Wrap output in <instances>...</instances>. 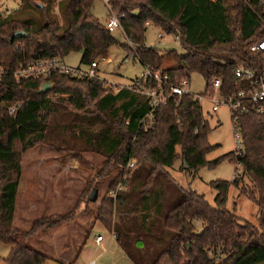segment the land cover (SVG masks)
I'll use <instances>...</instances> for the list:
<instances>
[{"label": "trees", "instance_id": "obj_1", "mask_svg": "<svg viewBox=\"0 0 264 264\" xmlns=\"http://www.w3.org/2000/svg\"><path fill=\"white\" fill-rule=\"evenodd\" d=\"M94 2L70 0L65 29L49 20L33 30L29 22L0 16V245L11 248L9 256L1 259L3 264L52 261L33 249L29 241L65 218L53 221L52 225L48 221H36L25 232L14 226V217L22 179V156L46 141L50 118L65 105L100 123V133L92 140L108 159L106 164L110 161L113 167L125 168L133 163L135 181L142 178L141 173L145 174L144 184L138 185L145 189L141 194H148L147 187L155 176H161L162 169L172 168L180 157L188 172L234 160L233 153L214 164L206 160L215 150L208 142L211 127L193 96L174 97L158 108L154 112V125L146 129L142 122L151 107L140 90L156 88L152 79L138 80L132 90L124 88L115 94L100 79H74L59 73L46 80L15 78V73L31 61L64 60L76 52L82 53V65L89 66L117 45L106 25L90 14ZM110 4L120 18L124 35L133 45L122 47L146 69L168 76L170 83L190 80L189 75L197 73L207 83L206 94L219 80L221 95L228 97L249 85L236 78L239 65L264 75V53L249 51L264 36V0H110ZM148 23L179 36L186 54L177 56L172 51L162 56L156 48L148 47ZM20 31L29 37L15 39ZM173 54L178 60L177 67L164 70L163 57ZM45 83H51L52 89L39 94ZM18 104L21 106L12 115L10 109ZM239 127L245 146L244 156L239 159L241 175L230 183L212 184L218 192L215 207L196 191H182V202L163 221L164 227L174 235L152 264H161L164 259L171 264H264V114L251 110L239 116ZM232 186L257 207L258 226L243 223L235 214V206L233 210L227 209ZM128 196L124 192L117 200L123 201ZM117 200L110 199L99 212L98 220L109 231L113 228ZM195 221L203 222L201 233L196 232ZM152 227L156 229V223ZM123 229L115 231L120 248L134 264H145L141 257L131 253V234ZM145 233L150 236L151 230ZM134 236L139 238L135 245L144 247L142 235Z\"/></svg>", "mask_w": 264, "mask_h": 264}, {"label": "rangeland", "instance_id": "obj_2", "mask_svg": "<svg viewBox=\"0 0 264 264\" xmlns=\"http://www.w3.org/2000/svg\"><path fill=\"white\" fill-rule=\"evenodd\" d=\"M69 3L70 0H0V16L8 20L29 22L33 30L44 26L49 20L65 29V12ZM35 4L42 5L43 8L37 9ZM90 14L104 26L111 16L105 0H95ZM160 32L158 27L148 28V47L156 48L162 56L172 51H175L177 56L186 54L182 45L175 42L174 36L160 40ZM112 36L118 44L97 59V73L98 78L106 84L105 87L116 94L114 87L130 88L135 82L145 78L148 70L122 47L129 44V41L121 29L114 31ZM81 60L82 53L76 52L65 57L63 61L67 66L87 69L88 66L82 65ZM177 61L174 54L171 57H163L162 68L174 69L177 67ZM189 77L190 92L193 95H205V79L197 73ZM221 97L222 95L217 96L218 99ZM202 108L211 127L208 142L215 147V150L206 156V160L214 164L236 149L233 121L226 106H221L215 113L212 103L205 101ZM101 128L96 118L78 113L71 106L65 105L50 118L46 141L22 156V179L14 226L26 232L32 229L36 221H48V224L52 225L53 221L65 218V221L43 230L29 241L33 249L61 263H65L68 258L72 260L86 238L90 241L89 248L95 250L97 259L104 260L102 263L120 264L117 262L120 256L128 260L113 238L116 230L124 228L123 230L128 229L131 234V253L137 258L141 257L145 264H152L174 235L164 227L163 221L164 217L182 202V191H196L215 207L218 192L212 184L230 183L242 173V169L235 165V160H227L216 167L210 165L198 172H188L180 157L172 168L162 169V175L155 176L154 181L147 187L148 194H141L145 192L144 188L139 187L144 184L145 174L141 173L142 178L135 181L136 169H131L133 171L130 173L128 167H113L110 161L106 164L108 159L93 143V136L98 135ZM177 153L181 154L180 148H177ZM120 185H123V191L118 190ZM124 192L129 196L123 201H118V196ZM239 194L237 188H230L227 209L233 210L235 206V214L243 223L258 226L257 207L252 200ZM110 199L117 200L114 203L112 231L107 230L98 220L101 207L106 206ZM154 223L156 229L152 227ZM194 226L197 233H201L204 228L201 221H195ZM149 229L150 236L145 233ZM137 232L143 237L145 246L142 248L135 245L139 239L134 236L138 235ZM98 237H102L104 241L95 249L93 244L95 245ZM10 251L9 246L0 245V264H3L1 259H6ZM161 264L171 263L164 259Z\"/></svg>", "mask_w": 264, "mask_h": 264}, {"label": "built area", "instance_id": "obj_3", "mask_svg": "<svg viewBox=\"0 0 264 264\" xmlns=\"http://www.w3.org/2000/svg\"><path fill=\"white\" fill-rule=\"evenodd\" d=\"M109 9L110 18L106 22V28L110 33L121 29L120 18L113 12V8L110 4V0H105ZM263 3V2H262ZM263 21V20H262ZM264 23V21H263ZM147 27H152L150 23ZM175 37V42L180 43V38L177 35H170L163 30H161L158 38L164 40L167 37ZM129 45L133 47L132 43L129 41ZM249 51L251 53H264V36L260 38L255 44H253ZM98 64L97 60L88 66L87 69L84 68H74L67 66L64 61L60 58L54 59H42L34 60L26 64L24 67L20 68L15 73V78L19 81L22 79H48L53 76L54 73H59L74 79H99L98 78ZM148 73L143 78L144 81L150 79L155 81L157 85L156 88H142L140 93L148 99L149 105L151 107L150 113L143 119L142 124L146 129H151L154 125V112L167 105L170 100L174 97L182 98L184 96L190 95L202 106V104L207 101L212 103L213 112H218L221 106H226L229 108L231 113L235 144L236 149L233 152L235 165L238 169H242V165L239 161L240 158L244 156V141L243 135L239 127V116L247 115L253 110L258 115L264 114V75L251 70L244 65H239L236 70V78L248 82L246 88H241L239 91L232 96H223L218 99L217 96L221 95V82L219 80L215 81L211 92L205 95H193L189 90V80L185 79L181 82L170 83L168 76H161L159 73H154L150 69H147ZM1 76V73H0ZM117 92L124 88H116ZM132 90L133 87L127 88ZM21 105L18 104L10 109L12 115L16 114L17 109ZM129 169L134 168V164L131 163L128 167ZM123 185L118 188L119 191H123ZM102 243V237L96 239V244L100 246ZM88 264H97L95 261H91Z\"/></svg>", "mask_w": 264, "mask_h": 264}, {"label": "crops", "instance_id": "obj_4", "mask_svg": "<svg viewBox=\"0 0 264 264\" xmlns=\"http://www.w3.org/2000/svg\"><path fill=\"white\" fill-rule=\"evenodd\" d=\"M252 0H246V2H251ZM113 234V233H112ZM113 238L115 239L116 241V234L114 235L113 234ZM97 239V238H96ZM104 240H102V243H103ZM96 242V240H95ZM102 243L100 244V246L102 245ZM93 246H95V249L96 247L98 246L96 243L95 245L93 244ZM98 246V247H100ZM119 246V244H118ZM90 247V241L86 238L84 243L82 244V246L80 247L78 253L76 256H74V258L72 260H70V258L66 259V262L65 263H61L59 260H54L52 259V261H48L47 263L45 264H88L89 262L91 261H95L97 264H99V261H104L103 259L99 260L97 259V255L95 254V250H92L89 248ZM120 248V246H119ZM121 249V248H120ZM122 250V249H121ZM38 251V250H37ZM123 251V250H122ZM124 252V251H123ZM126 255V254H125ZM99 257V256H98ZM127 257V255H126ZM128 258V257H127ZM128 260L134 264L129 258ZM128 260L126 258H122V256L118 257L117 258V262L120 263V264H129L130 262H128ZM100 263V264H101ZM104 264V263H102Z\"/></svg>", "mask_w": 264, "mask_h": 264}, {"label": "water", "instance_id": "obj_5", "mask_svg": "<svg viewBox=\"0 0 264 264\" xmlns=\"http://www.w3.org/2000/svg\"><path fill=\"white\" fill-rule=\"evenodd\" d=\"M38 7L43 8L42 5H38ZM14 37H15V39H24V38H28L29 34L26 33L25 31H20V32H17ZM51 89H52V86L50 83L44 84L41 87L39 94H45V93L49 92Z\"/></svg>", "mask_w": 264, "mask_h": 264}]
</instances>
